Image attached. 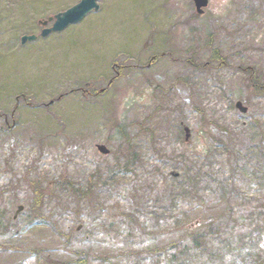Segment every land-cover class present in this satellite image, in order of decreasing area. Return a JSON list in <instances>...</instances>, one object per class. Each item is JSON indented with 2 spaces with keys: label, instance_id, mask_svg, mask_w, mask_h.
<instances>
[{
  "label": "rangeland",
  "instance_id": "374dc122",
  "mask_svg": "<svg viewBox=\"0 0 264 264\" xmlns=\"http://www.w3.org/2000/svg\"><path fill=\"white\" fill-rule=\"evenodd\" d=\"M100 1L42 36L78 0H0V111L18 120L0 118V264H242L188 247L214 226L239 238L251 219L264 264V0H210L203 15L194 0ZM195 166L227 193L212 178L156 217Z\"/></svg>",
  "mask_w": 264,
  "mask_h": 264
},
{
  "label": "trees",
  "instance_id": "16d2710c",
  "mask_svg": "<svg viewBox=\"0 0 264 264\" xmlns=\"http://www.w3.org/2000/svg\"><path fill=\"white\" fill-rule=\"evenodd\" d=\"M214 56L215 58H218V59L222 58L221 56H219L217 50ZM262 93H264V91ZM193 168H197L196 171H194V169H190V171H188V173L186 174V178H185L186 180L183 181L180 186H177L176 189L171 192L173 193V198H174L172 201V204H168L167 206L162 205L163 209L160 210L162 211L160 213L156 211V209L153 210V212H155L156 214L159 213L158 215L163 214L164 216L166 213H168L169 210L173 209L171 207L175 205L176 196L180 194H182V196H188L190 193H199L200 186L202 185L201 177L203 175L212 177V178L215 177L217 184H218L217 189L220 195L223 196L225 193H227L228 186L224 178H218L216 176H212V174L208 172L207 170L203 171V169H201V166L199 167L195 166ZM210 182H211L210 180L207 181L206 183L203 184V186H205L206 188H211L212 186H210ZM37 183L39 184L40 182L38 181ZM32 185L34 187V193H35L34 196H37L39 188L41 187L38 188L39 185H37L36 183H32ZM35 203L36 204L38 203L36 199H35ZM259 211L264 213V209L259 210ZM252 212L253 211H251L250 214ZM229 213L231 215V212ZM130 217L131 219H134L136 218V215L132 214V216ZM156 217L159 218L161 216H156ZM256 220L257 219L250 220L252 222L249 224L247 232L246 233L242 232L239 238L236 236H232L231 227L228 229V233L223 234V235H221L220 233H217L218 228L216 226L211 227V229H205L202 232L201 230H199L198 231L199 237H197V234L194 237H192L194 245H191V246L189 245L188 248L189 249L196 248L200 250L201 252H204L205 250L210 249L211 252L214 253V255H217L219 253L218 256H223L224 254H231L232 256H235L236 261L242 264H248L249 261H253L254 264H263L262 258H261L262 252H260L259 250L260 248L259 244L261 245V242H259V237L263 238V224L260 222L259 223L256 222ZM186 230H187L186 232H188V229ZM233 233L235 232L233 231ZM209 236H211L212 239L217 240V243L212 242ZM234 238H238V240ZM200 243L205 244L204 251H202L201 247H199ZM32 250L37 255L41 256L39 253L40 250H37V249H32ZM80 255H84V256L83 257L80 256V258L77 259L75 262L54 260L50 257V264H87V263L102 264L101 262L104 260V256L97 255L95 257L90 252H87L85 254L80 253ZM47 257L48 255L44 256L43 264L49 263V259H47ZM229 264H232V263L230 262Z\"/></svg>",
  "mask_w": 264,
  "mask_h": 264
},
{
  "label": "water",
  "instance_id": "95a60500",
  "mask_svg": "<svg viewBox=\"0 0 264 264\" xmlns=\"http://www.w3.org/2000/svg\"><path fill=\"white\" fill-rule=\"evenodd\" d=\"M196 3H197L199 10L201 11V7L207 5L208 0H196ZM93 8H96V9L99 8V5L96 3V0H82L78 4L69 8L67 11L59 13L57 15V21L52 29L61 30L64 27H66L68 24L79 21L80 19L83 18V16L86 13H88ZM50 30L51 29L44 30L43 35L50 32ZM32 38H34V36H24L23 41H25L26 39H32ZM239 105H241L240 102H239ZM242 109L245 111L247 110V108L245 107H242ZM189 135H190L189 130L186 128V138H189ZM99 148L103 152H108L106 147L103 145L99 146ZM20 209H22V207H20Z\"/></svg>",
  "mask_w": 264,
  "mask_h": 264
},
{
  "label": "flooded vegetation",
  "instance_id": "af4514ba",
  "mask_svg": "<svg viewBox=\"0 0 264 264\" xmlns=\"http://www.w3.org/2000/svg\"><path fill=\"white\" fill-rule=\"evenodd\" d=\"M0 116H4V118H5V120H6V115H5V114H3V115H2V114H0Z\"/></svg>",
  "mask_w": 264,
  "mask_h": 264
}]
</instances>
